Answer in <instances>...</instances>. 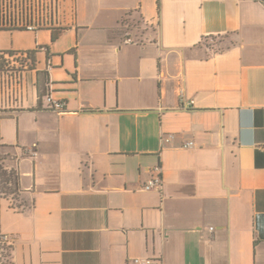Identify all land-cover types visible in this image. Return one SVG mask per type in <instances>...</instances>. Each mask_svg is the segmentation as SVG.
I'll use <instances>...</instances> for the list:
<instances>
[{
    "label": "crops",
    "instance_id": "crops-1",
    "mask_svg": "<svg viewBox=\"0 0 264 264\" xmlns=\"http://www.w3.org/2000/svg\"><path fill=\"white\" fill-rule=\"evenodd\" d=\"M59 1L61 32L0 29V51H34L0 73L26 196L0 195V264H264V2Z\"/></svg>",
    "mask_w": 264,
    "mask_h": 264
},
{
    "label": "built area",
    "instance_id": "built-area-1",
    "mask_svg": "<svg viewBox=\"0 0 264 264\" xmlns=\"http://www.w3.org/2000/svg\"><path fill=\"white\" fill-rule=\"evenodd\" d=\"M59 11V0H0V29H20L36 31L42 26H52L50 29L53 32L63 29V26H54L59 22L62 24L60 17L58 21L46 22L47 11H51V17L54 10ZM50 17V15H49ZM53 18V17H52ZM11 53L0 54V73L10 78H20L33 67V55L28 50H10ZM42 105L51 110L64 112L66 110V102L55 98L52 94L47 93L41 98ZM194 100H188L184 94L180 97V106L189 109L193 106ZM192 145L189 143L187 146ZM161 179L159 177L150 179L144 189L151 190L159 188ZM12 244V239L9 234L1 235L0 237V262H4L8 258L9 247ZM132 264H161L154 258H132Z\"/></svg>",
    "mask_w": 264,
    "mask_h": 264
},
{
    "label": "trees",
    "instance_id": "trees-1",
    "mask_svg": "<svg viewBox=\"0 0 264 264\" xmlns=\"http://www.w3.org/2000/svg\"><path fill=\"white\" fill-rule=\"evenodd\" d=\"M260 1L264 2V0ZM58 32H61V30H59ZM56 37L57 36L54 35L53 38L55 39ZM205 42L207 43V39L205 40ZM28 52L31 53V55L34 54V51L29 50ZM1 53H11V51H0V54ZM6 158L7 156L3 155L0 150V195H5V197H10V195H13L11 198H13V200H18L20 195H16L19 192L22 193L19 184V174L14 169L8 170L5 168L4 164Z\"/></svg>",
    "mask_w": 264,
    "mask_h": 264
},
{
    "label": "rangeland",
    "instance_id": "rangeland-1",
    "mask_svg": "<svg viewBox=\"0 0 264 264\" xmlns=\"http://www.w3.org/2000/svg\"><path fill=\"white\" fill-rule=\"evenodd\" d=\"M63 41H64V38L60 39L59 41H56V44H54V46H55L56 48H58L59 45H60L61 43H63ZM18 195H20V196H19V199H23V202L25 203L26 196H24V194H22V193H20V192H19L16 196H18ZM12 196H13V195H10V197H12ZM27 203H30V201L28 200Z\"/></svg>",
    "mask_w": 264,
    "mask_h": 264
}]
</instances>
